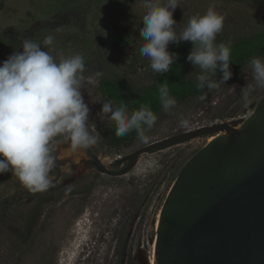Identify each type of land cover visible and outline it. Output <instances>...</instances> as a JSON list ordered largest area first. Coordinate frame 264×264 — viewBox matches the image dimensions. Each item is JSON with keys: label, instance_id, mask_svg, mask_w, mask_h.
<instances>
[{"label": "rangeland", "instance_id": "1", "mask_svg": "<svg viewBox=\"0 0 264 264\" xmlns=\"http://www.w3.org/2000/svg\"><path fill=\"white\" fill-rule=\"evenodd\" d=\"M179 6L173 18L181 30L192 16L203 15L210 6L224 14V29L217 42H236L264 31V5L255 0H179ZM145 12L142 0H0V62L14 51H22L21 38L34 39L36 32L60 29L70 35L67 42L46 51L54 56L62 52L84 57L81 91L90 109V131L98 135L88 153L111 170L116 159L150 142L204 125L243 120L264 96V89H258L247 105L241 99V89L253 82L247 68L219 90L205 89L204 100L177 103L170 112L161 109L156 125L147 132L148 143L137 136L109 144L106 136L115 123L99 115L102 103L109 101L101 93L99 81L104 76H119L136 91L150 84L155 72L139 53ZM119 33H125L128 43L117 47L113 35ZM73 35L78 37L76 45ZM198 73L190 64L188 75L196 83ZM181 116L190 120L189 128L180 127ZM206 143L207 138L201 137L142 154L135 168L122 177L99 174L90 165L88 153L77 156L62 149L52 187L63 189L47 205L38 204L41 196L30 192L11 172L0 174V202L7 199L0 204V264H121L122 252L128 254L129 264H151L164 200L181 169ZM157 174L161 179L154 186ZM80 178L85 189L81 194H71L63 187ZM38 212L29 237L18 242L17 236L25 233L24 222ZM17 243L21 245L17 247Z\"/></svg>", "mask_w": 264, "mask_h": 264}, {"label": "clouds", "instance_id": "2", "mask_svg": "<svg viewBox=\"0 0 264 264\" xmlns=\"http://www.w3.org/2000/svg\"><path fill=\"white\" fill-rule=\"evenodd\" d=\"M142 6L146 12L139 29L143 40L139 53L150 61L153 72L168 73L178 60V54L169 51L170 44L191 42L187 61L199 69L198 89L219 90L232 78L231 42L218 43L216 39L224 29V14L210 6L203 15L192 16L181 30L173 18L179 0H142ZM53 45L52 35L42 43L21 38L22 51H14L0 62V174L11 172L33 193L53 186L52 174L62 149L82 156L98 142V135L90 131V109L81 91L85 59L62 52L54 56L45 50ZM249 68L253 82L241 89L245 105L253 93L264 89V60L251 58ZM218 72L222 73L219 78ZM158 94L163 111L177 106L167 80L160 83ZM99 115L115 123L116 137L135 131L144 143L149 142L147 132L158 119L148 105L129 113L127 104L113 107L111 100L102 103ZM179 125L189 128L191 122L181 116Z\"/></svg>", "mask_w": 264, "mask_h": 264}, {"label": "water", "instance_id": "3", "mask_svg": "<svg viewBox=\"0 0 264 264\" xmlns=\"http://www.w3.org/2000/svg\"><path fill=\"white\" fill-rule=\"evenodd\" d=\"M225 131L226 134L220 135ZM206 137L181 169L159 213L154 264H264V96L245 119L200 126L132 153L141 154Z\"/></svg>", "mask_w": 264, "mask_h": 264}, {"label": "trees", "instance_id": "4", "mask_svg": "<svg viewBox=\"0 0 264 264\" xmlns=\"http://www.w3.org/2000/svg\"><path fill=\"white\" fill-rule=\"evenodd\" d=\"M255 1L256 3L264 5V0ZM124 34L119 33L113 35V43L117 47H120L123 43H128V38L124 36ZM48 35H52L54 37L53 46L59 44V42H67L70 37L68 32L65 33L60 29L42 30L36 32V34L34 35V40L36 42L42 43L44 38ZM72 37V43L73 45H76L78 37L76 35H73ZM219 42L228 43L226 41ZM48 49L49 48H46L45 50ZM191 49V42H181L179 45L170 44L169 51L177 53L179 57L178 60L172 66V69L168 73H164L162 75L153 73L150 84L142 88L140 91L134 90L131 86L127 85L119 76L102 77L99 81V89L108 100L114 101L117 104V107H119L121 104H127L129 113L134 110H138L142 105H148L158 117L162 109L159 100L158 88L160 83H163L165 80L168 81L170 94L177 100V103H183L190 99L199 98L201 95H205V89H198L197 83L194 82L188 75V69L191 63L187 61V55L190 53ZM253 57H259L264 60V31L256 33L251 37L240 39L236 42H231L232 64L230 65V69L233 75L249 68V61ZM221 75L222 73L218 72L217 78H219ZM115 129L116 125L114 124L106 136V140L109 144L115 145L120 142L128 141L134 137H137V133L135 131L123 137H116ZM81 181L82 178L74 180L63 187L68 188L70 190L69 193L71 194H81L85 190L83 186H80ZM61 188L62 187H50L47 191L41 192L40 195L39 193H37L36 195L38 197L41 196V199L37 198L38 204L47 205L53 202V199L55 198L54 193L60 192L59 190ZM6 201L2 200L0 204L3 205V203ZM39 215V212L37 214L31 215L29 217L30 221L24 222L26 226L25 233L23 234V236H17L19 237L17 240L18 242H20L21 239L25 241L27 237H29L33 228L32 223L37 220V217H39ZM20 245L21 244L19 243L16 244L17 247Z\"/></svg>", "mask_w": 264, "mask_h": 264}, {"label": "flooded vegetation", "instance_id": "5", "mask_svg": "<svg viewBox=\"0 0 264 264\" xmlns=\"http://www.w3.org/2000/svg\"><path fill=\"white\" fill-rule=\"evenodd\" d=\"M165 139V138H164ZM161 140H163V139H161ZM157 141H160V140H157ZM157 141H154V142H157ZM151 143H153V142H150L149 144H151ZM149 144H147V145H149ZM147 145H145V146H147ZM144 146V147H145ZM143 148V147H142ZM170 148V147H169ZM139 149H141V148H139ZM139 149H137V150H139ZM166 149H168V148H166ZM137 150H135V151H137ZM162 150H165V149H161V150H155V151H152V152H149V153H145V154H154V153H156V152H160V151H162ZM135 151H133V152H131L130 154H127V155H125V156H123V157H119L118 159H116L115 160V162H114V164H113V166H112V170L111 169H109V170H111V171H113V172H119V171H122L123 169H125L127 166H128V164L130 163V160L128 159V157L132 154V153H134ZM89 154V156H90V165L92 166V168H94V170H96L99 174H102V175H106V174H103V173H101V172H99L98 170H97V168L95 167V165H94V162L95 161H97V160H99L94 154H91V153H88ZM142 155V154H141ZM140 155V156H141ZM139 156V157H140ZM138 157V158H139ZM100 161V160H99ZM137 162H138V159H137ZM137 162L135 163V165H134V167L130 170V172L135 168V166L137 165ZM130 172H128V173H130ZM127 173V174H128ZM127 174H125V175H127ZM125 175H122V176H125ZM106 176H109V175H106ZM122 176H109V177H122ZM160 179H161V177L159 176V174H157V175H154L153 176V182H152V185H154V186H156L157 184H158V182L160 181ZM120 259H122V262H121V264H129V257H128V254L126 255V254H124L123 252H122V255H121V258H120V256H119V258H118V261L120 260Z\"/></svg>", "mask_w": 264, "mask_h": 264}, {"label": "bare ground", "instance_id": "6", "mask_svg": "<svg viewBox=\"0 0 264 264\" xmlns=\"http://www.w3.org/2000/svg\"><path fill=\"white\" fill-rule=\"evenodd\" d=\"M226 134L225 131L221 132L220 135H224ZM213 139V137H210V138H207V142L211 141ZM159 220V217H157V222ZM154 249H155V246H154ZM151 264H154V252H153V258L151 259Z\"/></svg>", "mask_w": 264, "mask_h": 264}]
</instances>
